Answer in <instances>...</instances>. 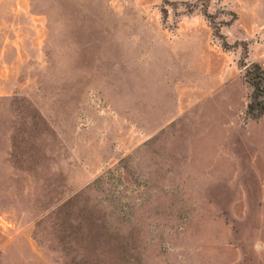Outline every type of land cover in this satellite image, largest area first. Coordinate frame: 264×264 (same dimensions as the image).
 <instances>
[{"label": "rangeland", "instance_id": "374dc122", "mask_svg": "<svg viewBox=\"0 0 264 264\" xmlns=\"http://www.w3.org/2000/svg\"><path fill=\"white\" fill-rule=\"evenodd\" d=\"M264 0H0V264H264Z\"/></svg>", "mask_w": 264, "mask_h": 264}, {"label": "trees", "instance_id": "16d2710c", "mask_svg": "<svg viewBox=\"0 0 264 264\" xmlns=\"http://www.w3.org/2000/svg\"><path fill=\"white\" fill-rule=\"evenodd\" d=\"M246 76L253 87L247 111L253 116H259L264 113V68L252 61L246 66Z\"/></svg>", "mask_w": 264, "mask_h": 264}]
</instances>
